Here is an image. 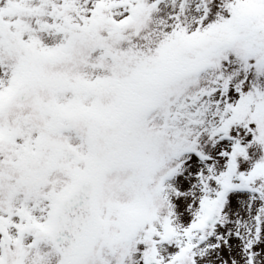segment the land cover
<instances>
[{
    "label": "snow or ice",
    "instance_id": "obj_1",
    "mask_svg": "<svg viewBox=\"0 0 264 264\" xmlns=\"http://www.w3.org/2000/svg\"><path fill=\"white\" fill-rule=\"evenodd\" d=\"M0 264H264V0H0Z\"/></svg>",
    "mask_w": 264,
    "mask_h": 264
}]
</instances>
